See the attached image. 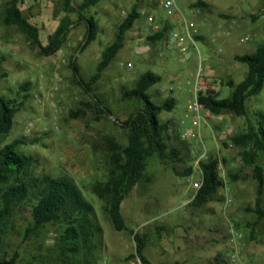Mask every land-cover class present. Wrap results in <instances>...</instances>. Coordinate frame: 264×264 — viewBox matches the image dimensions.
Returning <instances> with one entry per match:
<instances>
[{
    "label": "rangeland",
    "instance_id": "obj_1",
    "mask_svg": "<svg viewBox=\"0 0 264 264\" xmlns=\"http://www.w3.org/2000/svg\"><path fill=\"white\" fill-rule=\"evenodd\" d=\"M162 1L101 0L86 14L98 24L96 39L80 50L86 33V25L81 23L71 29L57 53L45 57L16 26L4 23L9 0H0V96L23 103L10 133L0 139V147L23 139L26 144L19 149L34 160L28 180L38 183L46 177H66L93 206L92 234L78 241L76 253L66 251L59 238L62 224L34 229L30 215L33 196L13 206L0 220V258L15 257L14 264H141L138 258L129 257L135 255L133 234L138 233L148 236L143 254L150 264H264V217L251 227L257 216L247 211L255 207L257 183L252 178V168L242 164L239 149L229 145L231 136L245 131V119L233 113L212 115L201 122L202 142L208 157L218 158L224 183L218 198L203 207L190 205L194 192L191 184L197 178L191 153L196 142L192 138L184 140L187 149L182 151L180 162L156 156L148 159L143 177L121 203L126 230H114L104 202L92 191L93 185L108 177L112 145L127 142L128 132L120 123L136 105L120 99L122 87H132L145 71L161 77L147 93L156 104L174 98L173 109L162 111L158 119L170 123L169 143L176 146L179 142L175 138L182 132L196 130L192 123L195 115L187 107L194 100L197 72L200 70L219 98H226L231 89L222 82L230 79L240 83L248 71V66L234 60L233 55L253 53L264 40V0H208L213 21L205 39H200V32L208 29L203 22L206 11L191 7L196 0H177L182 15L179 12L172 17L166 16ZM80 2L73 0L75 5ZM19 8L38 28L39 39L45 44L48 34L65 15L61 0H22ZM132 8L141 15L127 32L123 48L93 86L94 96L110 112L100 114L101 107L95 105V99L73 81L69 60L74 59L81 77L88 80L95 73L102 51L112 43L118 25ZM257 9L261 14L255 20L245 17L238 21V17ZM227 12L235 14L236 19L217 17ZM149 15L160 25L170 24L167 36L182 34L185 51H180L182 45L168 49L167 36L160 42H148ZM70 17L74 21L77 18L76 14ZM190 22L197 31L192 35L194 41L182 30ZM216 25L220 27L216 29ZM25 81L31 86L23 99V93L17 95V91ZM246 104L250 111L264 112V85ZM71 112L79 115L72 117ZM258 164L264 168V158ZM190 167L191 175L183 176ZM259 198L264 208V190ZM231 224L242 235L241 262L230 261L227 242Z\"/></svg>",
    "mask_w": 264,
    "mask_h": 264
},
{
    "label": "trees",
    "instance_id": "obj_2",
    "mask_svg": "<svg viewBox=\"0 0 264 264\" xmlns=\"http://www.w3.org/2000/svg\"><path fill=\"white\" fill-rule=\"evenodd\" d=\"M101 0H81L74 4L73 0H61V9L65 15L60 19L55 30L48 35L47 42L43 45L39 39V30L23 16L19 4L22 0H9L5 8L3 21L6 25H14L38 49L41 56H52L57 53L66 42L71 29L84 23L86 33L80 50L96 39L98 24L86 14L91 7ZM208 5L202 0L191 4L192 8H205ZM70 14H76L72 20ZM136 8L124 17L118 25L114 40L104 48L97 63L95 73L84 80L76 66L74 59L69 60L72 69V78L76 85L86 94L95 99V105L100 114L110 115L109 110L93 94V86L99 81L103 71L109 66L117 53L123 48L125 36L131 30L135 21L140 17ZM170 24H161L158 31L146 37L148 42L156 43L166 38ZM264 34V25H263ZM236 61L245 63L248 71L240 83L227 80L223 85L231 89L226 98H219L218 92L207 91L199 95V103L213 116L229 112L236 117L245 119V131L230 137V146L239 149V156L244 166L252 168V178L257 183V198L254 208L247 211L254 212L256 220L250 224L254 227L263 217L264 208L260 205V196L264 190V168L258 164L264 158V112L248 110L247 100L257 95L264 85V40L257 49L250 54L236 55ZM161 77L151 71L142 73L130 88L122 87L120 99L131 101L136 105L135 110L120 123L127 130L128 137L125 145L114 143L110 150L111 166L104 182H98L92 187L93 193L105 204V211L115 231L126 230L124 218L121 214V203L133 190L138 181L143 177L148 159L156 156L158 159L182 161L183 150L187 149L185 141L180 137L175 140L178 145L169 143V122H160L158 115L162 111H171L175 105L172 97L161 104L152 101L147 93L148 89L159 83ZM31 83L25 81L18 86L17 95L23 93L22 98H27L26 92L30 90ZM22 101L16 98L0 96V139L6 137L13 126L15 114L22 106ZM78 112H71L72 117H77ZM23 139H17L0 147V220L6 216L13 206L34 197L30 205V215L34 229L38 230L48 224L60 223L63 228L59 238L65 244V250L71 253L79 251L78 241L87 239L92 234L91 216L92 204L84 197L80 188L66 177H46L42 181L28 180L33 157L25 155L19 149L25 145ZM227 146L226 144H224ZM224 161V159H223ZM202 171V184L193 195L190 205L201 208L207 203L217 199L219 189L224 186L219 175V160L210 155L206 161L200 163ZM192 168L184 171L183 176H190ZM179 174V173H178ZM228 175L235 178L234 175ZM34 192V193H33ZM36 194V195H35ZM146 234H133L135 255L141 264H150L143 251L147 242ZM15 257L10 259L0 258V264H14Z\"/></svg>",
    "mask_w": 264,
    "mask_h": 264
},
{
    "label": "built area",
    "instance_id": "obj_3",
    "mask_svg": "<svg viewBox=\"0 0 264 264\" xmlns=\"http://www.w3.org/2000/svg\"><path fill=\"white\" fill-rule=\"evenodd\" d=\"M160 5L164 9V12L167 17H172L180 12L177 0H164L160 3ZM146 20L148 22L150 34H153L154 32L160 29L161 27L160 21L156 22V19L154 17L149 15L147 16ZM182 30H184L187 34V37H190L191 39H192V35L197 32L192 22L185 23V27H183ZM192 41L194 40L192 39ZM183 42H184V38L182 34L171 33L167 36L165 40V46L168 49H173L177 46L182 45L180 47V51H185V47H183ZM207 91H214V87L210 85L207 82V80L203 79L200 73V70H199L196 75V84L193 90L194 100L191 103H189L187 107V110L190 113L195 115L192 123L196 127V130L186 131L180 134V138L182 140H187L189 138H192L196 142V144L191 148V153L194 155L193 168H194L195 173L197 174V178L191 184L192 189L194 191L193 195L196 193V191L200 188L202 184V171L200 168V163L208 159L207 149L202 142L201 135L199 134V129H200L202 121L204 120L208 121V119L213 116L209 111L204 109V107L198 101L199 95H204L206 94ZM241 237L242 235L240 234V232L237 229H235L233 224H231L230 236L227 242V246L229 248L230 261L233 263L241 262V254H240L241 249H242Z\"/></svg>",
    "mask_w": 264,
    "mask_h": 264
},
{
    "label": "crops",
    "instance_id": "obj_4",
    "mask_svg": "<svg viewBox=\"0 0 264 264\" xmlns=\"http://www.w3.org/2000/svg\"><path fill=\"white\" fill-rule=\"evenodd\" d=\"M204 3H206L208 6L207 7H205V8H202V10H205L206 11V15L204 16V18H203V22L205 23V25H206V27H208V29L206 28V32H200V35H201V37H200V39H205L206 37H207V35L208 34H210V30H209V25L211 24V21H213V18H212V16H211V14L210 13H212L213 12V8H212V6L210 5V3H209V1L208 0H202ZM261 4H263L264 5V1L263 2H261ZM262 7H264V6H262ZM261 10H262V8H261ZM263 13V12H262ZM259 14H261V11L260 10H256L254 13H251V14H245V15H242L241 17H238V21L239 22H241L242 20H243V18H245V17H248L250 20H255L258 16H259ZM217 17H220V18H223V19H226V20H229L230 18H234V19H236V15L235 14H232L231 12H227V13H218L217 14ZM173 25H178V23H173ZM171 27V26H170ZM220 27V25L219 26H217L216 25V29L217 28H219ZM239 27V26H238ZM231 29H233V26H231V27H229V31H230V33L232 32L231 31ZM55 30V29H54ZM53 30V31H54ZM51 34V33H50ZM49 35V34H48ZM41 43L43 44V45H45V43H43L42 41H41ZM235 56L236 55H233V59L235 58ZM235 60V59H234Z\"/></svg>",
    "mask_w": 264,
    "mask_h": 264
}]
</instances>
